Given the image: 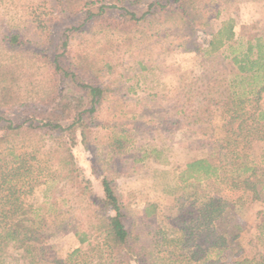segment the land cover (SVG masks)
<instances>
[{
	"label": "trees",
	"instance_id": "trees-1",
	"mask_svg": "<svg viewBox=\"0 0 264 264\" xmlns=\"http://www.w3.org/2000/svg\"><path fill=\"white\" fill-rule=\"evenodd\" d=\"M52 1L54 17L59 20L84 12L82 20L65 29L56 41L50 39L49 30L40 31L28 43L11 27L0 30V47L11 52L10 59L0 61V144L39 143L44 138L53 141L59 149L55 152L60 154L57 163L65 173L64 181L72 194L85 200L90 213L86 229L74 230L79 246L63 259L57 258L48 239L66 220L59 211L58 197L38 206L24 201L39 183L34 161L37 149L15 152L6 146L0 150V264L10 251L24 264H215L221 253L233 264H264L261 258L243 255L239 239L245 226L238 219L246 196L255 198L264 190L262 155L251 151L253 143L264 141V104H260L264 95V39L254 38L244 53L231 56L238 73L249 75L246 82L252 88L248 93L232 91L222 78L211 79L205 86L209 105L219 111L225 131L218 140L214 161L193 158L177 173L185 193L176 200L174 220L179 233L170 235L158 229L149 240H143L133 227H126L125 207L111 181L103 176L100 193L93 194L91 180L75 160L72 148L77 143L87 144V129L95 124L113 89L101 79L105 65L88 51L73 48L69 40L85 26L127 34L146 18L173 12L194 17L199 10H209L210 1L143 0L145 8L122 5L119 15L108 12L117 5L106 0ZM199 2L203 3L201 8ZM0 3L11 5L13 0ZM234 35L233 21L228 19L208 40V53L204 54L218 51ZM37 75L42 79L35 81ZM212 93L217 96L212 97ZM14 111L20 113V120L12 118ZM199 119L195 116L192 121ZM188 187L190 192L185 191ZM152 213L151 203L143 217ZM199 239L208 245L203 247L197 243Z\"/></svg>",
	"mask_w": 264,
	"mask_h": 264
},
{
	"label": "rangeland",
	"instance_id": "rangeland-1",
	"mask_svg": "<svg viewBox=\"0 0 264 264\" xmlns=\"http://www.w3.org/2000/svg\"><path fill=\"white\" fill-rule=\"evenodd\" d=\"M130 1L106 0L117 5L108 12L119 15L122 5L129 9L146 6L143 0L126 3ZM209 1V10H199L194 17L173 12L161 18H146L127 34L85 26L84 31L69 40L73 48H82L81 53L88 51L105 65L101 79L113 89L99 109L95 124L87 129V144L77 143L72 148L75 160L91 180L93 194L100 193L103 176L111 181L125 207L126 227H133L143 240H149L158 229L170 235L179 233L174 220L176 200L185 193L177 173L193 158L214 161L218 152V140L225 128L219 111L209 105L207 82L222 78L239 94L252 88L246 82L249 75L238 73L231 56L244 53L254 38L264 39V0ZM202 4L197 5L201 8ZM53 9L52 0L0 3V30L11 27L27 43L34 41L40 31L49 30L50 39L56 41L84 16L82 10L76 16L59 20ZM228 19L233 21L234 38L218 51L204 54L208 53V40ZM10 55V51L0 47V61L10 59ZM38 79H42L40 75L34 80ZM211 96L216 97L217 93ZM262 98L260 104H264V95ZM11 116L15 121L21 119L17 111ZM195 116L200 119L193 123ZM6 146L15 152L37 149L34 161L39 183L24 201L38 206L58 197L59 211L66 220L60 230L50 233L48 243L56 257L63 259L79 246L74 230L86 229L90 210L84 205L85 200L72 194L64 181L65 173L57 163L60 154L55 152L59 149L53 141L44 138L39 143L0 144V150ZM251 151L262 155L264 167V141L253 143ZM201 182L206 186V181ZM185 191L190 192V187ZM245 201L238 213L245 226L239 239L243 255L264 261V190L255 198L246 196ZM151 203L154 213L143 217L144 209ZM197 243L208 245L205 239ZM217 259L215 264L234 263L222 253ZM1 261L24 264L12 251Z\"/></svg>",
	"mask_w": 264,
	"mask_h": 264
}]
</instances>
